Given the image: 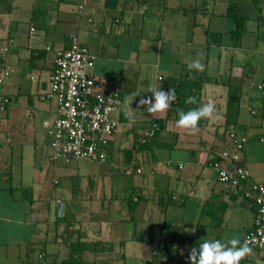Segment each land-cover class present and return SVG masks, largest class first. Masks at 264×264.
Returning a JSON list of instances; mask_svg holds the SVG:
<instances>
[{
    "label": "crops",
    "instance_id": "obj_1",
    "mask_svg": "<svg viewBox=\"0 0 264 264\" xmlns=\"http://www.w3.org/2000/svg\"><path fill=\"white\" fill-rule=\"evenodd\" d=\"M38 1L44 5L53 2L56 10L48 11L42 4L39 9L33 4L26 30L28 39L21 25L15 26L13 14H10L11 23L8 22L7 29L0 34V64L11 73L0 89V97H8L11 104L23 105L32 114L48 112L50 116L44 120V126L52 121L56 117V105L44 100L43 94L55 67V50L69 48L71 37L80 35L82 43L97 55L91 71L96 81L103 85L104 91L118 92L122 96V106L115 111L118 118L111 119L118 129L120 122L126 128L117 130L119 133L116 131L109 157L113 155L119 134L122 162L135 166L133 174L144 176L145 171L149 174L142 182L134 184V197L128 205L121 203L119 209L125 217L122 222L133 228L117 227L118 235H123L124 231L129 233L131 244L144 245L149 241L151 251L161 252L159 256H151L152 261L159 264H190V251L202 238L225 242L235 238L242 243L255 224V207L232 186L221 182L210 166L212 162H219L227 168L232 164L231 157L237 156L238 163L250 171L251 181L264 183V32L260 34L259 26L254 32L247 26V32L235 46L230 33L233 25L228 24L225 16L231 2L242 4V0H229L228 6L221 10L217 9L216 2L208 6V0H186L185 3L182 0L180 3L178 0ZM209 33L222 35L220 44H216V36L208 37ZM250 33H257L254 40L249 37ZM245 39L248 42L244 46ZM41 42L45 45L38 47ZM150 44H154V64L147 60ZM48 47L52 50L48 51ZM181 53L184 55L178 56ZM204 59L206 64L202 71L189 69L190 63L199 60L202 64ZM153 66L157 80L161 81L159 84L148 79ZM28 79L36 83L29 81L31 86L24 96L23 83ZM170 82L177 91L172 107L163 113H148L147 105H140V100L152 97L155 89L168 91ZM137 92L140 96L136 97L133 93ZM17 97L24 102L15 101ZM209 102L215 105L211 117L203 118L194 129L177 126V109L188 111ZM252 117L258 119L253 121ZM154 123L159 125L160 132L152 145L143 149L140 142ZM45 129L47 132V127ZM231 133L247 139L244 149H235ZM127 142L131 143L130 147ZM34 152L36 160L37 152ZM226 153L231 159L224 158ZM13 156L14 153L11 157L0 153V161L8 163ZM71 162L55 164L51 160L50 163L55 170L59 165L66 170ZM130 173L129 170L125 175ZM22 183L21 187H12L1 194L0 204L11 208L13 212L7 211L10 215H6L11 218L15 215L17 223L23 225L26 215L15 214L13 204L20 201L19 209L27 212L26 203L31 201V237L15 242L0 238V264L29 261V252L33 249L30 245L36 243L44 247L39 252V259L43 255L40 261L61 264L69 257L64 254L68 246L63 237L72 227L67 230L65 223L57 221L64 215L65 203L57 199L48 208H34L36 199ZM58 185L59 181L55 180L54 188ZM15 193L20 194L19 200L14 198ZM54 209L56 220H52ZM134 221H144L146 230L140 238L139 226L132 223ZM36 222L45 225L39 227ZM106 225L102 224L99 230L76 226L69 235H72L71 240L79 238L97 244L96 250H90L95 260V253L106 256L108 251L114 250V244H126L124 236L112 239L113 226L112 230H107ZM4 235H12V231L1 222L0 237ZM241 264H264V256L248 254Z\"/></svg>",
    "mask_w": 264,
    "mask_h": 264
},
{
    "label": "rangeland",
    "instance_id": "obj_2",
    "mask_svg": "<svg viewBox=\"0 0 264 264\" xmlns=\"http://www.w3.org/2000/svg\"><path fill=\"white\" fill-rule=\"evenodd\" d=\"M246 1L247 4H244ZM178 2L180 3L181 0H178ZM182 2L185 3L186 0H182ZM215 2L218 6L217 9L220 10L227 7L230 3L229 0H208V6L213 5ZM34 3L36 8L40 7L42 4L39 3L38 0L37 3L35 0H0V34H3L7 29V25L11 23L10 19L12 17H10V14H13L15 26L20 24L23 30L22 33H24L25 37L28 39V32L26 30L30 25L29 17ZM42 5L43 7L45 6V9L48 11L56 10L53 2ZM242 5L246 8L248 7L247 14L250 20L247 26L253 29L252 32H254L258 26L259 28L257 30H260V34L264 32V0H242ZM39 9L42 8L40 7ZM40 19L41 18H39V20ZM228 24L230 25V20H228ZM53 29L54 28H52V31ZM256 34L257 33H250L249 37L254 40ZM247 42L248 41L245 39L244 46ZM44 45L45 44L41 42L38 44V47H43ZM150 46L152 48L151 52L147 55V60L151 61V64H154L156 62L155 51L153 50L154 44H150ZM241 54L245 55L244 52ZM182 55H184V53L178 56ZM202 64L205 66V59ZM4 68L9 72V76L5 79L6 83L11 73L6 66ZM152 69L153 70L148 76L149 81L151 80L158 84L161 83V81L157 80L155 67L153 66ZM91 71L92 69L88 70V73L92 74ZM27 81V83H23L22 95L24 96V93H27L31 86L30 82H32L29 79ZM4 85L0 88L1 90ZM6 87H8L7 84L5 89ZM8 94H11V92L8 91ZM18 99L20 100L21 98L17 97L15 101ZM23 102L24 101L20 100V103ZM46 104L48 105L49 103ZM49 116L50 114L46 111H38L32 114V112H29L23 105L19 106L16 103L14 104V102L9 105L7 110L0 109V153L9 157H11V153H14L13 160L10 158L8 163L5 160L0 161V195L6 194L12 187H21L20 185L23 182L22 184L24 187L30 188L32 193L31 197H34V200L36 199V203L33 204L34 208H39V206L41 208H48L49 206H53L57 199H62L65 203L64 215L62 219L57 221L58 223H65L67 230L69 226L72 225L71 229L64 235L65 240H71L72 235L69 234H71L70 232L76 226H80L79 228L82 227L83 229L91 228L93 230H99L100 226L105 223L107 224V230H112L111 226H113L112 239L117 238V236L125 237L126 244H119L118 246L114 244V250L111 252L108 251L109 254L107 253L106 256L95 253L97 258L92 260L93 252H90V250L85 252L83 254V259L86 262H92V264H159L157 261H152L153 259L151 256H159L161 252L158 251V249L155 250L156 252L151 251L149 241L144 245L138 243L131 244L129 242L132 237L129 233L124 231L125 233L123 235H118L120 232H117L115 229L117 227L133 228L131 224L126 225L122 222L125 217L122 209L119 208L121 203L128 205L127 203L129 200L134 197L132 193L135 187L134 184L142 182L145 177H149V174L146 171L144 176L142 174H133L135 166L122 162L124 156L122 150H119V134L115 142L113 155L109 157L106 166L86 160H78L76 162H71L70 166H68L69 169L64 170L65 166L59 165L55 170L52 163H50L51 149L46 140V129L44 126V120ZM111 117L117 120L118 112H113ZM252 119L256 121L258 117H252ZM125 128L126 125L120 122L118 131L124 130ZM130 146L131 143L127 142V147ZM34 150L37 152L36 160L34 157ZM129 170L131 172L130 175H125ZM55 180L59 181V185L57 187L55 186L56 188H54ZM19 196V193H15L14 198L19 200ZM18 202L13 204L15 207L14 213L26 215L24 222H22L23 225L17 223L15 215H13L12 218L6 215L8 212H13L11 208L6 209V205L0 204V223L2 222L3 225H6V227L10 228L12 231V235L0 237L4 238L7 242L29 240L28 237H31L32 232L29 229L33 220V218L30 217L31 211L29 208L31 201L26 203L28 206L27 212L19 209L18 205L20 204ZM127 208L128 206L124 209ZM55 212L56 210L54 209L52 220H56ZM8 214L10 215V213ZM8 218H11V221H9ZM111 218H113V221H109ZM135 222L139 226L137 234L140 238L142 235L141 233L146 230L143 229L144 221H134L132 223ZM37 224H39V227H44L45 225L44 223ZM30 246L33 248L32 251L29 252L30 260L23 264H45L44 261H40L39 259V252L43 250V245L36 243ZM66 253L68 257V248L64 251V254Z\"/></svg>",
    "mask_w": 264,
    "mask_h": 264
},
{
    "label": "built area",
    "instance_id": "obj_3",
    "mask_svg": "<svg viewBox=\"0 0 264 264\" xmlns=\"http://www.w3.org/2000/svg\"><path fill=\"white\" fill-rule=\"evenodd\" d=\"M82 42L77 34L71 37L69 48L55 50V67L43 94L44 100L56 105V117L45 124L51 160L55 164L86 160L105 165L118 130L111 114L121 108L123 101L120 93L104 91L103 85L88 73L96 65L97 55ZM8 76L9 72L0 64V87ZM10 104L8 97H0L1 110ZM158 130L154 124L146 136L153 137ZM230 139L239 151L247 143L246 138L235 133L230 134ZM224 158L230 156L226 153ZM231 158L232 164L227 168L219 162H212L210 166L221 182L232 186L255 206V224L241 244L246 243L252 249L249 255L264 256V183L252 182L250 171L238 163L239 158Z\"/></svg>",
    "mask_w": 264,
    "mask_h": 264
},
{
    "label": "clouds",
    "instance_id": "obj_4",
    "mask_svg": "<svg viewBox=\"0 0 264 264\" xmlns=\"http://www.w3.org/2000/svg\"><path fill=\"white\" fill-rule=\"evenodd\" d=\"M188 67L189 69L202 71L204 65L199 60H196L190 63ZM151 93L153 96L141 99L140 105H147V112L152 114L166 112L177 99L174 88H170L168 91L159 88ZM133 95L136 97L140 96L138 92L133 93ZM177 112L179 115L176 121L177 126L185 129H194L203 118H209L214 114L215 105L209 102L188 111L177 109ZM251 251L252 249L246 243L241 244L235 238L229 242L220 239L210 240L202 238L200 243L191 249L188 259L190 264H241L242 260Z\"/></svg>",
    "mask_w": 264,
    "mask_h": 264
},
{
    "label": "trees",
    "instance_id": "obj_5",
    "mask_svg": "<svg viewBox=\"0 0 264 264\" xmlns=\"http://www.w3.org/2000/svg\"><path fill=\"white\" fill-rule=\"evenodd\" d=\"M246 13L247 12L245 11V6L237 2H231L226 10L225 16L228 20H230V22L233 25V29L230 31V33L232 36L233 44L235 46H238L244 34L247 32V25H248V21L250 20V17ZM214 36H216L217 38L216 44H220L221 41H219V39L221 40L223 36L215 34V33H209L208 37L211 38ZM208 44H210L209 41H208ZM169 84L171 85L174 83L170 82ZM173 87L174 85L170 86V88H173ZM154 124H157V123H154ZM159 130L157 131L155 136L150 137V138L146 136L145 139H142V141L140 142V145L142 146L141 148L145 149V148L150 147L153 141L156 139L158 133L160 132ZM144 140L145 142H143ZM65 244L68 246V249H69V257L68 259L63 261L61 264H92V263H88L84 261L83 254L89 250H96L97 244L86 243V242L81 241V239L79 238L76 240H65ZM40 259H43V255L40 256Z\"/></svg>",
    "mask_w": 264,
    "mask_h": 264
}]
</instances>
